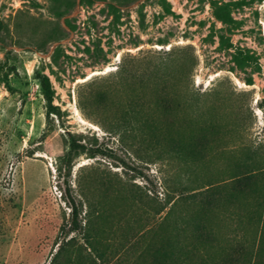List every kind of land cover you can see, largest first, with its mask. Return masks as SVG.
<instances>
[{
	"label": "rangeland",
	"instance_id": "rangeland-1",
	"mask_svg": "<svg viewBox=\"0 0 264 264\" xmlns=\"http://www.w3.org/2000/svg\"><path fill=\"white\" fill-rule=\"evenodd\" d=\"M0 20V264H264V0Z\"/></svg>",
	"mask_w": 264,
	"mask_h": 264
},
{
	"label": "trees",
	"instance_id": "trees-1",
	"mask_svg": "<svg viewBox=\"0 0 264 264\" xmlns=\"http://www.w3.org/2000/svg\"><path fill=\"white\" fill-rule=\"evenodd\" d=\"M3 23L2 21L0 20V27H2ZM42 90H43V95L45 97V101H46V110H45V116L47 119H50L52 115H56V116H60V109L58 106L54 105L53 104V94H52V91H51V88H50V85L48 83V81H46L45 79L42 80ZM161 103H164L165 101L164 100H160ZM145 102V101H144ZM157 102V101H156ZM78 147V144L77 142L74 140L73 136L70 135V144H69V150L68 152L66 153V158L70 156V154L76 150ZM70 159V158H69ZM261 163V162H259ZM252 177L251 174H247L245 176H242L243 180H250V178ZM240 179V178H238ZM264 196H261L260 198H262ZM260 201H262L260 204H258V206L256 205L255 206V214L257 216V221H262V235H261V239L264 241V212H263V209H262V206H263V199H261ZM260 206V207H259ZM72 208H73V218L76 217V205H75V202L72 201ZM261 214H263V216H261ZM262 217V219H261Z\"/></svg>",
	"mask_w": 264,
	"mask_h": 264
}]
</instances>
